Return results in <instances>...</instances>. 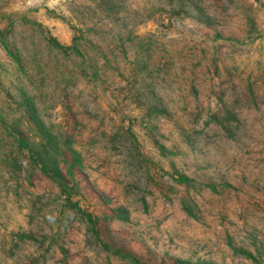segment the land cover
<instances>
[{"label":"rangeland","instance_id":"obj_1","mask_svg":"<svg viewBox=\"0 0 264 264\" xmlns=\"http://www.w3.org/2000/svg\"><path fill=\"white\" fill-rule=\"evenodd\" d=\"M0 264H264V0H0Z\"/></svg>","mask_w":264,"mask_h":264}]
</instances>
